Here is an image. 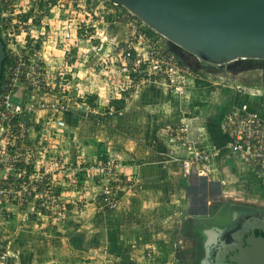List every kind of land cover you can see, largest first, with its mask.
I'll return each instance as SVG.
<instances>
[{"label":"rangeland","instance_id":"rangeland-1","mask_svg":"<svg viewBox=\"0 0 264 264\" xmlns=\"http://www.w3.org/2000/svg\"><path fill=\"white\" fill-rule=\"evenodd\" d=\"M14 4V9H22L27 17L34 19L32 24L36 27L49 30L60 21H69L68 24L89 25V31L95 36L81 37L80 52L79 48H74L63 57L61 51H53L51 62L46 65L50 87L53 88L55 83L60 85L52 92L59 97L66 93L72 102L68 111L61 115L65 125L58 127L52 120L43 143L44 150L38 146L39 151L47 152L45 157L40 153L37 162V167L41 168L37 174L43 175V183L38 185L34 200L23 208L10 206V212L0 219L8 235V240L3 238V242L20 252L19 258H9V263L106 264L113 261V264H129L127 259L132 257L134 264H143L138 261L139 257L159 254L149 264H187L188 258L191 262L193 260L189 256L191 249L185 247L188 239L178 232L181 231L180 223L186 216L194 214L193 208L200 202L208 200L210 203L211 197L216 196L218 201H249L264 205V195L250 190L240 180L225 179L222 174L216 176L219 174L216 161L229 148L219 125L222 118L217 116L219 100L214 96L215 83H222L219 77L238 78L245 86L237 89L233 82V92L227 91L231 97L235 91L248 90L246 86H252L251 92L260 95L257 89L264 86V60L239 59L213 65L193 56V62L200 66L195 68L194 63L189 77H209L208 85H201L198 89L205 88L208 94L202 98L204 102L196 103L201 109L198 120L176 114V118L165 120L168 123L160 126L159 133L170 144L186 142L183 149L188 155L172 163L169 169H176L170 171V178L167 174L161 177V170L157 168L160 148L157 155L139 158L135 149L140 146L134 140L135 143L130 144L125 135L139 138L142 132L139 123L145 115L141 111L143 105L139 107L138 101L140 96L145 97L144 89H147L142 83L148 82H140L131 92L120 93L117 99H123V108H126L123 115L105 113L110 107L109 91L116 88L110 84L112 74L108 71H118L121 66L112 41H130L132 29L128 28V23L121 17L115 18L109 10L111 4L104 0H16ZM144 27L150 35L157 37L159 45L167 48L168 41L163 35L149 26ZM48 45L45 46L46 52L50 53L52 48ZM104 58L106 63L99 64ZM60 72L65 73V77H61ZM118 79L125 77L118 74L115 83ZM158 85L147 89V105L154 103L156 95L165 98L166 103L159 102V106L165 104L168 108L172 100L189 105L190 97L185 94L191 83L184 86L185 91L170 86L166 79L157 81ZM146 86L150 87L149 83ZM39 99L35 97L33 101ZM154 116L149 114L147 118L151 120ZM202 120L211 123L210 137L203 126L208 123ZM177 132L184 138H176ZM172 151L169 156L174 160L176 153ZM198 152L208 157L194 161ZM185 160L193 162L192 175L188 177L190 184L186 178L184 186L188 188L172 193L180 186L179 171H184ZM146 162L157 163L148 165L147 169L156 183L160 180L156 186L149 185L156 183L140 176L141 166ZM139 196L141 200L137 198ZM141 206H144L143 210ZM156 236V240L151 239Z\"/></svg>","mask_w":264,"mask_h":264},{"label":"built area","instance_id":"built-area-1","mask_svg":"<svg viewBox=\"0 0 264 264\" xmlns=\"http://www.w3.org/2000/svg\"><path fill=\"white\" fill-rule=\"evenodd\" d=\"M104 1L111 4L109 10L115 18H123L132 29L130 41H112L121 66L118 71H108L112 74L110 84L116 86L115 90L109 91L110 100L117 99L124 91L131 92L140 82L166 79L170 86L180 88L177 78L190 75L193 68L182 63L168 47L159 45L157 37L146 31L144 26L148 25L130 10ZM14 2L16 0H0V32L6 50L0 84V219L10 212V206L23 208L34 200L38 185L43 183V175L37 174L41 170L37 162L40 153L45 157L47 152L39 151L38 146L44 150L43 143L52 120L58 127L65 125L61 115L68 111L72 100L66 93L60 97L54 94L52 91L58 84L51 88L47 82L50 73L46 65L51 62L52 52L59 50L63 57L74 48H79L80 52L81 37L95 36L89 31V25L68 24L69 21H60L49 30L36 27L32 24L34 19L27 17L22 9H14ZM47 44L52 46L50 53L46 52ZM106 61L104 58L99 64ZM59 74L65 77V73ZM118 74L125 79H118L115 83ZM35 97L40 99L33 101ZM73 101L76 100L73 98ZM110 108L107 107L105 113L114 115L115 108ZM221 128L227 147L243 158L245 165L255 171L264 186V98L256 108H249L246 104L229 110ZM179 133L176 138H184L183 133L182 136ZM207 157L198 152L193 160Z\"/></svg>","mask_w":264,"mask_h":264},{"label":"water","instance_id":"water-1","mask_svg":"<svg viewBox=\"0 0 264 264\" xmlns=\"http://www.w3.org/2000/svg\"><path fill=\"white\" fill-rule=\"evenodd\" d=\"M108 1L130 10L163 35L172 45L170 50L176 54V47H179L213 65L239 59L264 60V0ZM5 58V44L0 32V84ZM207 204L208 200L200 202L198 211L207 210ZM263 224L261 221L256 229L264 231ZM245 231L249 232L245 229L243 234ZM248 242L251 246L242 251L244 261L237 256L231 260L245 264L246 256L253 264H264V238L255 239L254 235Z\"/></svg>","mask_w":264,"mask_h":264},{"label":"crops","instance_id":"crops-1","mask_svg":"<svg viewBox=\"0 0 264 264\" xmlns=\"http://www.w3.org/2000/svg\"><path fill=\"white\" fill-rule=\"evenodd\" d=\"M191 75H181L177 78V83L178 85H180V90L185 88L184 86L188 85V84H192L190 87L188 86L187 88V94H185V96H189V105H185V104H180L178 102H174L173 100L171 101L169 107L167 108L165 104L159 106L157 105V103L164 101L165 102V98H161L160 96L156 95L155 100L153 101L154 103H152L151 105H147L148 102L145 100H148V95H149V91L147 89L151 88L152 86H156L159 87V85L157 86V81H153V82H148L149 86H146V84L148 83H142L145 88L144 89V96L145 97H139V107H141V105L143 106L141 107V111L144 113V119L140 121L139 123V129L140 131H142L141 133H139V138H135V137H129V135L125 134L126 136H128L126 139H128V142H130V144H132V142L136 141L137 145L140 146L139 149H135V154L141 158L143 156H146V158L148 157H152L154 155H157V151L158 149L161 151L158 153L159 155V167L157 166V168H159L161 170V177H166L165 175L167 174L169 176V178L171 177L170 175V171L172 172V170H174L175 167H172L171 169H169L171 166H173V162L175 160H180L181 157H186L188 155L185 154V151L183 148H185L187 144L182 143L181 144H170V141H168V139L164 136H161V134L159 133V128L160 126L163 127L164 124L168 123L165 120H169V119H174L176 118L179 114L183 116V118L188 119V118H194L195 120H198V115L200 114L201 109L197 108V102H202L204 99V95H207V91L205 88H202V90H198L199 86H204V85H208L207 84V80L209 79V77H189ZM222 78V83H215L214 85V91L215 94L214 96L219 100L218 105H216V110L217 111V116L218 118H222V120L220 121L219 125L221 127L222 125V121L224 118V114L225 112L229 109H235L237 107H242L244 105H248L249 108H256L257 106H260V102L261 100L264 98V86H262L261 88H256L258 91H260V95H257L254 92H251L252 86H246L248 88V90H238L234 92L233 97L229 96L227 91L233 92L232 88L234 89L233 86V82L236 85L235 88L240 89V87H242L243 85L241 84V82L238 81V78H233L231 79L230 77H219ZM234 80V81H233ZM156 84V85H155ZM218 85V86H217ZM245 86H243L244 88ZM190 94V95H189ZM183 96V95H182ZM182 96L180 98H182ZM143 98V99H142ZM242 98V99H241ZM144 100V103H143ZM257 101V102H255ZM169 102V101H168ZM167 102V103H168ZM204 102V101H203ZM150 103V102H149ZM179 106V108H178ZM126 110V108L120 112V115H123L124 111ZM144 110V111H143ZM151 114V115H155L154 118H152L151 120H149L147 118V116ZM159 114V115H158ZM177 114V116H176ZM197 116V117H196ZM216 116V117H217ZM168 118V119H167ZM204 122V120H202ZM208 123V125H203L206 126V130L209 133V137L211 136V126H210V121H205L204 123ZM133 138V139H132ZM134 140V141H133ZM211 140V139H210ZM125 142V141H123ZM160 142V144H158ZM135 143V142H134ZM175 143V142H173ZM158 144V145H157ZM171 150H173L172 152L176 153V157H173L171 159V157L169 156ZM130 151H133V149H130ZM165 152H169L167 153V155L165 154ZM167 158V159H166ZM169 158V159H168ZM166 159V161H164ZM188 160L184 161V166L185 169L184 171L180 169V186H177V190L172 191V193H176V192H181L182 190H184V187L188 188V186H184L185 185V179L187 178V182L189 183V178L192 175L191 172V165L193 162ZM160 162L162 164L160 166ZM217 164L215 165L217 171L219 172L218 177H224L225 179H230V180H234V181H238L240 180L241 183H243V185L249 187V189H253L256 193H260L262 196L264 195V186L262 185L260 179L257 177L255 171L249 167H247V165H245L243 158L232 152L230 149L225 152L224 155H220V157H218L217 159ZM157 165L156 162H146L143 166H141V171H140V176H143V178L145 177L146 180L147 178L150 179L151 181L156 183V179H152V177H150V172L147 170L148 169V165ZM205 165V164H204ZM207 165V164H206ZM176 169V168H175ZM149 172V173H148ZM163 175V176H162ZM163 179V178H162ZM218 180H221L220 178H217ZM160 182V180H158V182L156 184L150 183L149 185L151 186H156L158 185ZM145 185V184H144ZM140 195V194H139ZM141 196L137 197L141 200L140 198ZM143 197V196H142ZM143 199V198H142ZM141 209H144V206H141ZM189 216H186L184 218V220L186 218H188ZM183 222V221H182ZM181 222V223H182ZM180 223V224H181ZM6 228L4 224H0V264H12L11 262H8L9 258H13L14 256H20V252L19 250H14L13 247H10L5 245V243L3 242V238H7L6 240H8V235L5 234ZM158 233V231L156 232ZM159 234H161V232H159ZM158 234V235H159ZM162 235V234H161ZM160 235V236H161ZM139 237V235L137 236ZM141 238V237H139ZM157 236L154 238H151L152 240H156ZM150 239V240H151ZM143 240V239H142ZM145 242L148 240H144ZM155 244H157V242H155ZM160 245V244H158ZM150 246V244L148 245ZM138 252L140 250L135 249ZM134 253V252H133ZM157 253V252H156ZM159 254H155L152 257L147 258V256L145 255L144 257H139L138 261L142 262L143 264H149L150 261H154L158 258ZM28 256V255H27ZM125 259V258H124ZM118 259H116L117 261ZM131 260V261H130ZM114 261V262H116ZM113 262V261H112ZM111 262V263H112ZM127 262L129 264H134L133 258H129L127 259ZM109 262H106V264H111ZM113 264V263H112ZM120 264V263H119ZM172 264V263H170Z\"/></svg>","mask_w":264,"mask_h":264},{"label":"flooded vegetation","instance_id":"flooded-vegetation-1","mask_svg":"<svg viewBox=\"0 0 264 264\" xmlns=\"http://www.w3.org/2000/svg\"><path fill=\"white\" fill-rule=\"evenodd\" d=\"M167 47L172 45L167 42ZM177 56L186 64L194 63L193 55L176 47ZM207 197V196H205ZM216 197V196H215ZM211 197L207 210L198 211L194 208V214L186 218L181 224L178 233L184 234L188 239L185 247L191 249L187 264H239L231 258L237 256L244 261L245 248H249L248 240L264 238V231L256 229L261 221H264V205L254 202H236V200L218 201ZM214 199V200H213ZM197 209V211H196ZM264 225V224H263ZM245 231L243 234V230ZM252 259L245 256V264H253Z\"/></svg>","mask_w":264,"mask_h":264},{"label":"trees","instance_id":"trees-1","mask_svg":"<svg viewBox=\"0 0 264 264\" xmlns=\"http://www.w3.org/2000/svg\"><path fill=\"white\" fill-rule=\"evenodd\" d=\"M179 59L182 63H185L181 58H179ZM109 106L115 108V110H116L115 114H120V112L123 110L124 101H123V99H113V100L109 101Z\"/></svg>","mask_w":264,"mask_h":264},{"label":"bare ground","instance_id":"bare-ground-1","mask_svg":"<svg viewBox=\"0 0 264 264\" xmlns=\"http://www.w3.org/2000/svg\"><path fill=\"white\" fill-rule=\"evenodd\" d=\"M47 47H51V48H52V46H51V45H48Z\"/></svg>","mask_w":264,"mask_h":264}]
</instances>
